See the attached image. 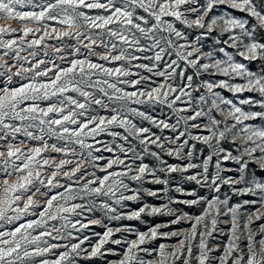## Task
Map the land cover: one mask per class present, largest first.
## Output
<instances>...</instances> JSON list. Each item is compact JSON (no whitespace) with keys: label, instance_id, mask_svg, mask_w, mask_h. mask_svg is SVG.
<instances>
[{"label":"snow or ice","instance_id":"obj_1","mask_svg":"<svg viewBox=\"0 0 264 264\" xmlns=\"http://www.w3.org/2000/svg\"><path fill=\"white\" fill-rule=\"evenodd\" d=\"M95 261L264 264V0H0V264Z\"/></svg>","mask_w":264,"mask_h":264},{"label":"rangeland","instance_id":"obj_2","mask_svg":"<svg viewBox=\"0 0 264 264\" xmlns=\"http://www.w3.org/2000/svg\"><path fill=\"white\" fill-rule=\"evenodd\" d=\"M238 15H243V14H239L238 13ZM178 27H182V26H179L178 25ZM185 31H189L190 32V30H185ZM192 35H194V33H191ZM182 42V41H181ZM48 43H56V41H48ZM211 41H209L207 44H206V48H208V47H210L211 46ZM229 51H231V49H229ZM23 55H26V53H22ZM252 67L253 68H256L257 67V65H252ZM188 72H189V74H191V72H192V70L191 69H188ZM204 79H209V77H207V76H205V77H203ZM222 77H216V79H221ZM155 79V78H154ZM177 82H179V81H177ZM217 91H220L221 92V94L223 95V96H225L226 98H229V99H232L233 97H232V93H230V92H227V91H224V90H220V89H217ZM245 95H249V94H247V93H245ZM178 105H179V102H178ZM246 107V106H245ZM160 110L159 109H157V112H159ZM165 113H168V114H170V110H168V109H164L163 110ZM173 122H174V118H173ZM145 126H148V125H145ZM153 131H158L157 129H153ZM166 135H171V133H168V132H166L165 133ZM104 139H109V138H107V137H104ZM31 143H33V144H35L36 142H31ZM237 143H239V142H237ZM226 148H228V147H230L228 144H225L224 145ZM197 148H204V146L203 145H197ZM198 155H199V153H197ZM205 154H207V150L205 149ZM107 155V154H106ZM165 159H167L170 163H177L178 161H175L174 159H172V158H170V157H167V156H165L164 157ZM149 162H151V161H149ZM226 166L227 167H235V165H233V164H226ZM231 174V173H230ZM145 187H149V188H158V187H161L160 185H145ZM184 187L186 188V189H188V190H191L192 188H196V190H197V192H200L201 194H204V193H206V190H201L200 188H198L196 185H194V184H190V183H185L184 184ZM223 191H225V192H227L228 191V189H227V187L225 186V188L223 189ZM245 199H247V198H249V197H244ZM236 199H239V198H237V197H234L233 198V202H235V200ZM145 200L146 201H148L149 203H153V204H158V203H160L159 201H157V200H155L154 198H151V197H145ZM131 207H137V205H131ZM182 207V206H181ZM185 211H189V212H191V213H193V214H196V213H198V211H199V209L198 208H191V209H185ZM98 215V214H97ZM144 219L145 220H147L148 221V223L149 224H153V223H160V222H162V221H164V220H166V219H168L167 217H155V218H152V217H147V216H145L144 217ZM121 223H123V224H130V225H132V226H134L135 228H137V229H139V230H141V231H143V230H146V228H147V226L148 225H146V224H141L139 221H122ZM187 225H185V227H186ZM93 230L94 231H98V232H102L103 231V229H101V228H99V227H94L93 228ZM130 238H132V237H130ZM109 259H115V257H109ZM89 264H91V262H89ZM95 264H102V261H95Z\"/></svg>","mask_w":264,"mask_h":264}]
</instances>
